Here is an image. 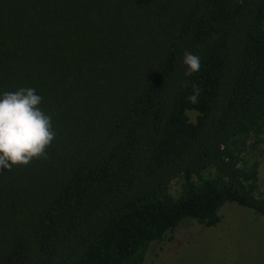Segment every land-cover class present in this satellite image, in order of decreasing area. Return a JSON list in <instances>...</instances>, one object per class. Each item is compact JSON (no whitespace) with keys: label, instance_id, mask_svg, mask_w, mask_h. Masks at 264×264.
<instances>
[{"label":"trees","instance_id":"trees-1","mask_svg":"<svg viewBox=\"0 0 264 264\" xmlns=\"http://www.w3.org/2000/svg\"><path fill=\"white\" fill-rule=\"evenodd\" d=\"M19 88L56 137L0 169V264H144L226 203L264 217V0H0V92Z\"/></svg>","mask_w":264,"mask_h":264},{"label":"rangeland","instance_id":"rangeland-1","mask_svg":"<svg viewBox=\"0 0 264 264\" xmlns=\"http://www.w3.org/2000/svg\"><path fill=\"white\" fill-rule=\"evenodd\" d=\"M259 186L264 197V157ZM221 215L211 228L184 220L165 242L151 244L144 264H264V217L236 203H226Z\"/></svg>","mask_w":264,"mask_h":264},{"label":"clouds","instance_id":"clouds-1","mask_svg":"<svg viewBox=\"0 0 264 264\" xmlns=\"http://www.w3.org/2000/svg\"><path fill=\"white\" fill-rule=\"evenodd\" d=\"M185 74L191 76L201 67L199 55L185 52ZM197 94L189 97L197 102ZM43 97L33 88L0 92V169L27 165L46 155L56 137L52 117L41 107Z\"/></svg>","mask_w":264,"mask_h":264}]
</instances>
